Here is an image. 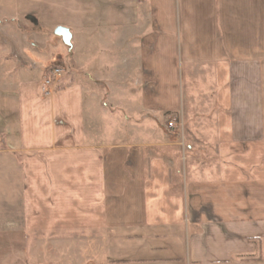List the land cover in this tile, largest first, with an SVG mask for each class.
Masks as SVG:
<instances>
[{"label": "crops", "instance_id": "obj_1", "mask_svg": "<svg viewBox=\"0 0 264 264\" xmlns=\"http://www.w3.org/2000/svg\"><path fill=\"white\" fill-rule=\"evenodd\" d=\"M3 21L30 23L37 43L18 52L28 69L0 78V143L23 155L24 224L74 232L52 244L74 255L52 249L49 264H264V165L253 152L264 149V0H0ZM58 27L72 35L67 59L44 32ZM56 65L68 72L47 95ZM179 69L201 87L186 96L202 107L188 157L163 153L174 143L159 126L122 129L113 112L98 121L100 85L109 102L113 87H142L138 106L122 96L124 118H190ZM229 149L243 151L234 164Z\"/></svg>", "mask_w": 264, "mask_h": 264}, {"label": "rangeland", "instance_id": "obj_2", "mask_svg": "<svg viewBox=\"0 0 264 264\" xmlns=\"http://www.w3.org/2000/svg\"><path fill=\"white\" fill-rule=\"evenodd\" d=\"M214 1V0H211ZM0 22V78L2 76H11L13 74H16L19 70L28 69V62L24 61L23 58H21L18 55V52H21L24 50V48H32L37 43L32 39V36H30V32L34 30L35 27L31 26L30 23H4ZM7 31L9 34L11 32L13 33H20L17 36H20L19 40L20 42L17 44L15 42V39L12 37H2L3 33L2 30ZM46 32V38L50 40V44H54L55 42L58 43V47L60 50V54L63 56V58H68V52L69 48L65 45L63 40L61 38H57L54 35L55 30H50L49 32ZM25 35V36H24ZM96 45V44H95ZM97 46V45H96ZM96 49V48H95ZM97 50V49H96ZM25 51V50H24ZM100 53V51H98ZM15 56V58H21V62L17 66L14 62H5V59H8L10 57ZM105 56L103 53H100L97 55V59L100 57ZM116 67H123V63L120 61L119 58H116ZM55 67H62V66H52L51 69L48 70L47 73H45V80L49 79L51 77L52 69ZM63 68V67H62ZM19 69V70H18ZM64 69V68H63ZM18 70V71H17ZM24 70V71H25ZM123 70V69H122ZM68 72V71H67ZM66 72V75H67ZM117 72V71H116ZM178 74L180 77V80H178V93L176 95L179 97V101L181 106L185 104V107L188 108L189 111L192 114L190 118L183 117L180 113L176 112H165L160 111L157 113V115L153 118H147V117H141V116H125L123 117V113H125L123 110H121L123 107V104L125 102L123 101L124 97H122L127 91V94L132 98L131 106H138L140 102V95L143 93L142 87H133L130 86L129 88H122V86H116L113 87L112 91L114 94V98L116 99L115 102H109V100L106 98L107 93L110 92V89L106 86H93L95 90H98V92L102 93L104 98L99 103L98 107L96 108L95 102H88L89 105L92 103L95 107V114L97 115L98 121H101V124L112 121V112L119 115L116 121L114 120V123L118 125L119 128H125L128 125H136L139 126L140 124H147V125H156L159 126L160 129L164 131L165 140L171 141L174 143V146H170V148L162 147L163 153L170 155L174 158L182 159L185 157V155L188 157L190 155L188 151V145L191 144V136L188 134V127L195 128L197 124V115L198 111L201 112L202 107L200 105H196L191 103V101L186 100V96H190L193 91H195L193 94H196L201 89L200 86L194 87V85H191V82H188V79L195 76L194 70H186V69H179ZM190 74L192 76H190ZM65 75V76H66ZM200 77V76H199ZM202 77H204L202 75ZM208 78L215 79V75L208 74ZM64 80V77L58 82V84H55L52 86L51 92L55 93L56 90H58L61 87V81ZM131 93V94H130ZM196 96H200L199 94H196ZM89 97V96H88ZM87 97V98H88ZM86 98V99H87ZM90 101V100H89ZM199 102V101H198ZM184 107V108H185ZM91 108H89L90 110ZM197 110V111H195ZM103 111L108 112V114H104ZM195 111V112H193ZM89 112V111H88ZM201 114V113H200ZM172 118H175L178 122V128L171 130L168 128V122ZM189 119V121H187ZM201 120L199 123L201 126L206 125L208 126V120H205L203 118L199 119ZM153 121V122H152ZM208 124V125H207ZM106 126V125H105ZM196 129H201V127ZM125 135H121L120 140L117 138V142H122ZM0 136V140H1ZM224 140V139H223ZM1 142V141H0ZM5 146V145H4ZM262 148H264V143H261ZM195 153H200L199 156H202L205 151L203 150H197L194 151ZM254 156L258 157L260 159L261 165H264V149H260L259 151H253ZM208 151L205 152L207 154ZM214 155V152H211ZM222 153H226L228 155V159L231 163H235V160L243 156V151L241 150H225L222 151ZM221 153V155H222ZM220 155V156H221ZM252 156V151H246L244 154V157L247 159H255V157ZM243 157V158H244ZM218 160V159H217ZM23 161V155L19 152L14 153L8 150V148L5 146L3 147V144L0 143V264H49L46 259H49V253L52 251V249L62 250L64 251V254H67L68 257H72L74 255L75 247L74 245H68V246H52L53 243H57L60 240H64V242H67L69 240L73 239L74 232H67L64 233V231H53L50 232L49 230H38L37 229H27L24 221H26V213L24 212L25 206H24V198H22V192L24 191V186H26L25 180H24V174L21 170V163ZM51 243V245H50ZM46 257V259L44 258ZM74 257V256H73ZM73 259V258H72ZM68 264H72L70 261L71 258L68 260ZM52 264V263H50ZM80 264V263H77Z\"/></svg>", "mask_w": 264, "mask_h": 264}, {"label": "built area", "instance_id": "obj_3", "mask_svg": "<svg viewBox=\"0 0 264 264\" xmlns=\"http://www.w3.org/2000/svg\"><path fill=\"white\" fill-rule=\"evenodd\" d=\"M66 70L62 67H55L52 69L51 77L44 81L45 93L50 94L52 86L58 84V82L66 75ZM168 128L171 130L178 128V122L175 118H172L168 122Z\"/></svg>", "mask_w": 264, "mask_h": 264}, {"label": "water", "instance_id": "obj_4", "mask_svg": "<svg viewBox=\"0 0 264 264\" xmlns=\"http://www.w3.org/2000/svg\"><path fill=\"white\" fill-rule=\"evenodd\" d=\"M57 37H61L65 45H71L72 35L70 34V30L64 27H58L56 29L55 34Z\"/></svg>", "mask_w": 264, "mask_h": 264}]
</instances>
